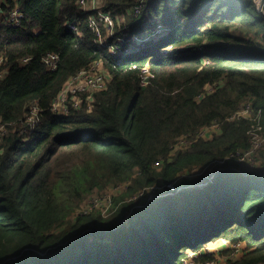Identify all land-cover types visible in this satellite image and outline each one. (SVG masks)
Returning <instances> with one entry per match:
<instances>
[{
  "label": "trees",
  "instance_id": "1",
  "mask_svg": "<svg viewBox=\"0 0 264 264\" xmlns=\"http://www.w3.org/2000/svg\"><path fill=\"white\" fill-rule=\"evenodd\" d=\"M78 1L2 0L0 21L15 2L23 17L0 24V264H184L219 240L245 245L231 264H264V149L258 164L230 160L264 131L256 0H104L116 25L106 46L97 43L105 27L90 21L96 12H82ZM155 24L165 34L137 43ZM113 48L132 52L116 57ZM98 61L111 80L93 110L51 112L68 79ZM34 103L40 123L26 141L20 125ZM250 103L249 117H235ZM217 122L213 138L173 153L180 137ZM224 160L203 188H173L186 172ZM120 184L128 187L107 214L73 219L93 192ZM156 189L173 194L149 200Z\"/></svg>",
  "mask_w": 264,
  "mask_h": 264
},
{
  "label": "built area",
  "instance_id": "2",
  "mask_svg": "<svg viewBox=\"0 0 264 264\" xmlns=\"http://www.w3.org/2000/svg\"><path fill=\"white\" fill-rule=\"evenodd\" d=\"M3 4L4 3L2 2V0H0V13H3ZM256 5H258L260 12L264 15V12H263L264 2H263L262 7L258 3V1L256 2ZM78 7L84 13L96 12L97 16L99 17L98 19L100 21H103L105 26H112V23H114L111 17V14L101 9L100 4H98V0H79ZM8 9L9 11L7 13L4 12L2 16L3 18H2V21H0V24L9 25V26H14V25L18 26L20 24V20L23 17V14L19 9L18 2H15V6L13 8H8ZM131 11L132 13L139 15L140 8L131 9L129 12ZM90 21L94 26H98L97 24L98 21L94 16L90 18ZM69 26L70 28H73L76 31L78 30L76 23L69 24ZM106 28H109L110 30L112 29V27H105V29ZM97 33H98L97 43L100 44L101 46H106L107 45L106 39L108 38H106L105 35H102L100 29L97 31ZM159 35L161 36V34ZM119 42L123 43V40H119ZM111 51L116 57H125L126 55L132 52V50L122 51L118 48H113L111 49ZM28 60L29 59H25V61H28ZM5 62L6 61L4 58H0V81L6 78L7 76V70L5 69V65H6ZM45 62L48 64L50 69L55 70L58 66V57L50 56L45 59ZM102 64L103 63L100 61L94 62L91 66H89V68L84 69L78 74L70 77L68 81L65 83L63 90L60 92L58 97L53 101L51 105V112H53L54 114L58 116H62V117L70 116L72 113L71 111L72 102H74V100L77 97H81L82 105H84V108H86L87 111H92L94 95L98 92L106 90L107 85H108L107 75L103 73ZM150 74L151 73L148 68L143 69L142 76H143L144 82L147 80ZM84 97H87L86 100L84 99ZM250 106H251V103L246 105V107L249 108V111H250L249 113H251L252 111ZM40 114H41L40 107L37 105V103H34L30 108L29 115L21 123L20 133L22 135L27 136V138H25L26 141L28 140V137L30 136V134L35 130L36 125L40 123ZM2 129L4 130V133H6V130L4 128ZM2 129H0V132ZM211 130H213V134L215 135L219 133L220 127H219L218 122L212 124L209 127L202 128L200 131L196 133V135H184L180 137L173 146V149H172L173 153H176L179 150H186L195 140H199V139L208 140V139L213 138L215 135H212ZM2 135H0V137ZM250 144H251V147L249 150L237 152L236 154L231 156L230 160L234 159L235 161L237 160L238 162H243L244 160L254 157L256 155L255 152L258 148L259 141H256V140L254 141L251 139ZM212 180L213 179H210V182ZM209 183H207L206 185H208ZM176 184L177 182H175L173 185V188L175 189H176L175 187ZM122 185L123 184H120L117 186H122ZM124 185L126 187L128 186V184H124ZM200 186H199L200 188L204 187V186L202 187V185ZM156 191L157 189L155 190V192ZM151 194L149 195L150 196L149 200L155 197V196L151 197ZM164 194H170V193H164ZM91 211L92 210H88L84 212V214H88ZM232 250L234 251V254H240L242 252L244 253L246 248H245V245H243L242 243H238V244L232 245ZM196 255L197 254H190L188 259L185 260L184 264H215L212 262H207V263L197 262L196 259L198 256Z\"/></svg>",
  "mask_w": 264,
  "mask_h": 264
},
{
  "label": "rangeland",
  "instance_id": "3",
  "mask_svg": "<svg viewBox=\"0 0 264 264\" xmlns=\"http://www.w3.org/2000/svg\"><path fill=\"white\" fill-rule=\"evenodd\" d=\"M258 1V3L260 4V6H263V0H256V2ZM104 0H98V4H100L101 9H103L104 7ZM132 12V11H131ZM264 12V11H263ZM126 19H124L123 17L119 18V22L120 24L123 23ZM98 26H102V27H112V29L110 30L109 28H106L105 30V34H106V38L109 37H113L114 34L116 33V28H115V24L112 23V26H105L103 21H98L97 22ZM164 28L165 26L162 24H155L153 26V31L150 30H146L141 37H138L136 39L137 43H143L149 39H152L154 41H157L158 39H160V35L162 34L164 35ZM102 69H103V73H105V75H107V84L109 83V81L111 80L110 75L104 70L103 64H102ZM81 102V97H77L74 102H72L71 105V111H77L79 112L80 110L84 109V105H82ZM247 105V104H246ZM245 104H242L239 109L237 110L235 117H249V108L246 107ZM4 133V130L2 129L0 132V135H2ZM212 135L213 134V130H211ZM24 139L27 138V136H23ZM251 139L252 140H256L259 141V145L258 148L256 150V155L250 159L244 160L243 162H237V164L240 163H246L248 165H252L253 163L258 164L256 162V159L259 158L260 152L264 149V131H261L260 133H253L251 135ZM235 161V160H234ZM227 160L224 161H220L217 162L212 168L210 169H205V170H201V169H194L190 172H186L185 174H183L181 176V179L179 182H177L176 184V189L178 191L180 190H184V189H188V188H194V187H199L200 185L205 186L207 183L210 182V179H214V176L217 172L223 170L225 167ZM233 169H237L240 170L239 166H233L230 167ZM207 171V172H206ZM206 174V177L204 179L201 180H197L201 174ZM185 181H188V183H186ZM185 182V183H184ZM128 187V186H127ZM127 187L123 184L122 186H111L107 189H105L104 191H95L92 193V195H90L86 201L84 202V204L82 205L81 209L79 211L76 212V214L74 215L73 219H76V217L79 214H84V212L88 211V210H100L102 211L104 214H107L108 210L110 209L111 205H112V201L114 198L118 197L120 194H122L124 191H126ZM201 187V186H200ZM173 193L170 194H158V193H152L151 197L155 196L157 198L162 197V196H169L172 195ZM232 243L226 241V240H219L217 243H211L204 251L197 253L196 256L202 254V256L207 255V254H211L213 256V259H208L206 261H202L200 258L196 259V261H202V262H212L215 264H231V263H235L237 261H239L240 259H242V257L244 256V254L246 253V250L244 251V253H240V254H234V251L232 250ZM230 247V248H229ZM194 256V257H196Z\"/></svg>",
  "mask_w": 264,
  "mask_h": 264
},
{
  "label": "bare ground",
  "instance_id": "4",
  "mask_svg": "<svg viewBox=\"0 0 264 264\" xmlns=\"http://www.w3.org/2000/svg\"><path fill=\"white\" fill-rule=\"evenodd\" d=\"M38 105V104H37ZM230 248V247H229Z\"/></svg>",
  "mask_w": 264,
  "mask_h": 264
}]
</instances>
